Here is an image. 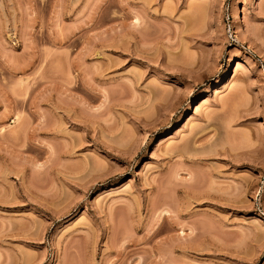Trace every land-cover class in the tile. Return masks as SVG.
<instances>
[{"label": "rangeland", "instance_id": "374dc122", "mask_svg": "<svg viewBox=\"0 0 264 264\" xmlns=\"http://www.w3.org/2000/svg\"><path fill=\"white\" fill-rule=\"evenodd\" d=\"M0 264H264V0H0Z\"/></svg>", "mask_w": 264, "mask_h": 264}, {"label": "bare ground", "instance_id": "6f19581e", "mask_svg": "<svg viewBox=\"0 0 264 264\" xmlns=\"http://www.w3.org/2000/svg\"><path fill=\"white\" fill-rule=\"evenodd\" d=\"M235 18H236V17H235ZM237 18H238V17H237ZM237 18H236V19H237ZM236 22H238V23H239V21H236ZM236 24H237V23H236ZM239 67H240V66H239ZM239 67H238V68H239ZM239 69H240V68H239ZM239 69H238V71H239ZM236 72H237V70H236ZM236 78H238V77H236ZM236 78H235V79H236ZM218 92H219V91H217V94H218ZM220 93H221V91H220ZM202 104L204 105V104H205V102H204V103H202ZM200 106H201V105H200ZM198 109H199V108H198ZM210 146H211V145H210ZM186 147H187V146H186ZM214 147H215V145H214L213 147H211V149H213ZM208 150H209V149H208ZM211 151H212V150H211ZM199 153H200V152H199Z\"/></svg>", "mask_w": 264, "mask_h": 264}]
</instances>
